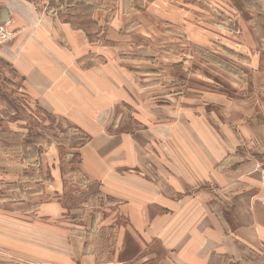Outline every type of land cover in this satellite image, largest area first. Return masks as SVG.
I'll use <instances>...</instances> for the list:
<instances>
[{
	"label": "rangeland",
	"instance_id": "rangeland-1",
	"mask_svg": "<svg viewBox=\"0 0 264 264\" xmlns=\"http://www.w3.org/2000/svg\"><path fill=\"white\" fill-rule=\"evenodd\" d=\"M28 1L39 14L45 10L59 21L68 19L67 22L68 16H59L60 8L64 7L63 13L74 17L73 4L79 2ZM90 1L94 7L108 12L99 17L103 20L101 27L97 22L94 23L98 27L87 24L92 20L89 13L75 23H85L90 37L105 33L106 28L109 39L119 43L107 45L106 42L107 64L112 66L108 58L114 60L116 66L133 70L130 74L156 67L155 71L162 75L161 80L148 82L160 83V89L146 94L138 91L136 81L124 77L129 83L127 88L138 101L135 102L144 110L147 130L158 124L162 129L177 131L173 140L195 136L202 144L205 138L213 148L211 152L219 154V163L211 169L209 181L200 183L202 186L196 190L209 194L211 210L219 215L227 232H233L234 226L240 236L235 239L231 233L233 237L224 240L227 249H237V258L232 257L236 261L231 262L232 258L225 256L215 259L214 264H264V0L252 3L247 0L249 4L244 0ZM7 2L17 5L16 0ZM0 10L2 47L15 37V32L9 29L12 22L7 23V5L0 4ZM30 37L28 32L24 39L29 41ZM19 79L0 57V236L14 241L18 253L6 255L0 251V264H41L35 259L47 257L35 250L60 248L68 254L77 247L68 234L83 224L82 215H91L93 220L100 215L104 219L114 203L99 191L97 184L68 165L66 174H71H65L67 185L60 196L52 190L54 183L49 185V197H27L40 192V188L29 189L25 194L10 193L9 189L13 190L16 184L13 183L16 174L21 178L18 185L21 180L48 179L42 175L46 166H40V156L48 150L56 147L62 156L71 154L77 161L75 152L64 151L54 142L74 144L76 135L81 142L85 139L76 129L62 124L60 119L31 102L18 89L23 85ZM120 100L115 99V103ZM223 113L230 116L233 124L219 127L211 119L212 114L221 118ZM37 136L40 139L36 141H45L43 146L35 145ZM25 139L34 142L30 148H24ZM229 143L233 148L228 147ZM134 145L140 153L139 161L150 158L157 162L147 153L146 142L135 140ZM162 168L168 173L167 166ZM223 171L229 173L220 175ZM192 220L190 214L187 224ZM105 232L95 228L88 233L91 240L87 238L100 261L117 258L110 249L115 246V237ZM25 249H31L28 257ZM133 250L129 247V254Z\"/></svg>",
	"mask_w": 264,
	"mask_h": 264
},
{
	"label": "crops",
	"instance_id": "crops-1",
	"mask_svg": "<svg viewBox=\"0 0 264 264\" xmlns=\"http://www.w3.org/2000/svg\"><path fill=\"white\" fill-rule=\"evenodd\" d=\"M17 1L14 7L7 0H0V4L7 5V23L12 22L9 29L15 32V37L0 47L1 60L20 78L23 85L18 89L31 102L60 119L62 124L76 129L85 139L81 142L76 135L74 144L54 142L64 151L75 152L77 161L71 154L62 156L56 147L48 150L40 156L41 168L46 166L42 175L48 179L21 180L18 185L21 178L16 174L17 179L13 182L16 184L13 190L9 189L10 193L25 194L29 189L40 188V192L27 197H49V185L54 183L52 190L60 196L67 185L65 167L68 165L76 167L88 181L97 184L99 191L114 203L104 219L100 215L96 220L86 213L82 215L80 221L83 224L68 234L77 245L68 254L60 248H43L35 252L45 254L47 259L39 256L35 260L41 264H214L220 257L237 258V249H227L224 240L232 236L231 233L235 239L240 234L234 226L231 227L233 232H227L219 215L211 210L209 194L196 190L202 186L200 183L209 181L211 169L219 163V154L211 152L213 148L205 138L202 144L195 136L173 140L172 136L177 131L162 129L158 124L147 130L146 118L142 115L144 110L140 109L127 88L129 83L124 77L136 81L137 85H133L142 94L159 90L160 83H148L161 80L162 75L155 71L157 68L130 74L133 70L125 69L123 65L116 66V61L108 58L112 62L109 66L104 55L107 50L105 44L119 43L114 38L109 39L106 28L105 33L92 36V42L80 29L67 22L68 19L59 21L45 10L39 14L28 0ZM83 1H87L88 6H95L90 0ZM60 9L59 16H68L74 22L79 19L74 8V17L63 13L64 7ZM107 13L100 8L92 11V25L95 27L94 22H97L101 27L103 20L99 17ZM1 17L0 10V20ZM34 24L36 27L32 29ZM28 32L31 33L29 41L24 39ZM115 99L121 100L115 103ZM211 119L219 127L225 123L233 124L225 113L221 118L212 114ZM135 140L146 142L147 153L158 163L150 158L139 161ZM228 147L233 148V144L229 143ZM162 165L167 166L168 173L163 172ZM228 173L223 171L219 174ZM200 180L202 182H198ZM190 214L193 220L187 224L186 218ZM95 228L113 233L115 246L110 249L117 258L98 259L94 246H89L87 241V238L91 240L88 233ZM0 241L2 253L18 255L14 241L1 236ZM211 242L217 245L212 243L211 246ZM129 247L134 249L131 254ZM24 251L28 257L31 249ZM233 258L231 262L236 261Z\"/></svg>",
	"mask_w": 264,
	"mask_h": 264
},
{
	"label": "trees",
	"instance_id": "trees-1",
	"mask_svg": "<svg viewBox=\"0 0 264 264\" xmlns=\"http://www.w3.org/2000/svg\"><path fill=\"white\" fill-rule=\"evenodd\" d=\"M244 2H246V3L249 4V2L247 0H244ZM73 6H74V9L77 11V14H78V17L77 18H79V19L83 18L84 16H89V14H91L92 11H94L97 8V7H94V6H88L87 5V1L75 2L73 4ZM78 20L76 22H78ZM69 23L72 24L73 27H75V28L80 29L81 31H83L85 33V35L87 36V39L90 40V41H92V42H94L93 39L90 37V35H88L87 29L84 26L85 23H83L82 25H78L77 23L74 22V19L73 18H71V20H69ZM87 24L90 27H93L91 21L87 22ZM37 139H40L39 136H37L35 138V145L38 144V146H43V143L45 141H42L43 139H41V141H36ZM54 140H55V138H54ZM33 143L34 142L30 141L29 139H25V141H24V148H30V146H32Z\"/></svg>",
	"mask_w": 264,
	"mask_h": 264
}]
</instances>
